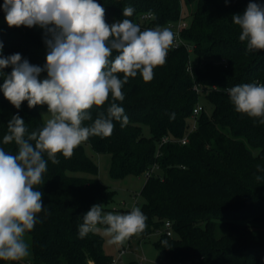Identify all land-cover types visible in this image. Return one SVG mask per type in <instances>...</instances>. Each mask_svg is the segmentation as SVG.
Here are the masks:
<instances>
[{"label": "trees", "instance_id": "obj_1", "mask_svg": "<svg viewBox=\"0 0 264 264\" xmlns=\"http://www.w3.org/2000/svg\"><path fill=\"white\" fill-rule=\"evenodd\" d=\"M181 1L96 0L105 8L109 25L123 19L136 23L139 15L152 14L141 23L142 31L177 21ZM249 2L183 0L189 9L193 7L180 33L191 50L171 46L165 64L153 69L152 80L144 81L139 70L136 77L128 78L122 87L125 99L115 101L129 118L126 126L114 120L110 136L89 137L70 157L58 153V164L48 160L43 182L34 186L44 193V210L37 214L34 228L26 231L31 246L28 264H110L113 256L104 252L98 231L84 238L78 234L83 215L91 206L101 204L105 214L114 196V191L97 178V166L84 152V144L95 152L110 154L114 178L139 176L156 166L139 191L143 198L139 208L147 217L140 234L157 233L165 220L170 221L172 235L158 233L154 245L171 263L264 264V170L257 169V165L264 169V124L260 118L237 112L222 90L245 83L264 84V50L248 51L246 42L239 40L241 29L232 21L233 15L243 14ZM254 2L264 4V0ZM3 3L0 0V6ZM126 6L135 9L131 17L123 16ZM46 38L45 29L39 26L9 27L2 23L0 58L19 53L30 64L43 68ZM115 55L109 59L114 60ZM0 71L8 75L12 67ZM41 73L47 76L46 71ZM118 77L123 79V73ZM3 83L0 76V147L16 155L14 142L3 143L9 120L18 114L30 134L46 124L40 113L44 105L29 108L24 101L17 109L4 97ZM201 101L212 108L207 111ZM112 102L110 93L104 105L93 106L89 110L93 120L99 112L106 113ZM197 102L204 109L195 117L187 142L158 147L163 135L183 136ZM91 123L84 121L82 126ZM143 126L148 128V136ZM218 227L224 229L222 234H217ZM20 262L0 260V264Z\"/></svg>", "mask_w": 264, "mask_h": 264}, {"label": "clouds", "instance_id": "obj_2", "mask_svg": "<svg viewBox=\"0 0 264 264\" xmlns=\"http://www.w3.org/2000/svg\"><path fill=\"white\" fill-rule=\"evenodd\" d=\"M0 7L9 27L39 26L47 37L43 68L19 53L0 58V69L12 67L8 75L0 71L4 97L17 109L24 101L29 108L47 105L51 114L41 129L30 134L25 121L18 114L12 116L3 143L14 142L18 154L0 147V260L18 262L30 255L25 233L34 228L37 214L44 210V193L34 186L43 182L48 160L58 164V153L70 157L89 137L110 136L114 120L126 126L129 118L115 102L125 99L123 85L138 70L144 81L152 80L153 69L165 64L175 37L169 28L159 26L142 31L130 19L109 25L105 8L96 0H4ZM134 11L126 6L123 16L131 17ZM232 21L241 29L239 40L246 42L248 51L264 50V4L250 0L243 14L233 15ZM113 53L115 58L110 60ZM44 71L47 77L41 80ZM225 91L237 112L260 118L264 124V84L245 83ZM110 93L113 102L93 120L89 110L104 105ZM84 121L92 123L82 126ZM257 169L264 170L260 165ZM146 219L139 207L126 214H102V205L94 204L83 215L78 234L84 238L104 225L109 242L122 245L145 230Z\"/></svg>", "mask_w": 264, "mask_h": 264}, {"label": "rangeland", "instance_id": "obj_3", "mask_svg": "<svg viewBox=\"0 0 264 264\" xmlns=\"http://www.w3.org/2000/svg\"><path fill=\"white\" fill-rule=\"evenodd\" d=\"M181 4V17L186 19L188 18V12L193 7L191 6L189 9V7L183 3V0L181 1ZM5 22V13L2 10L0 12V24ZM189 58L191 61L195 60L193 53L189 54ZM46 77L47 76L45 74L41 73L39 79L43 80ZM201 102L205 105L207 111L212 108L211 104L206 102L204 103L203 101ZM40 113L44 122H47V120L51 118V114L48 113L47 105L41 107ZM142 131L144 135H149V130L146 126L142 127ZM84 152L96 164L97 178L99 181L114 191L113 199L107 204L105 214L109 212L116 214L113 207L121 210L139 207V205L143 202V198L139 195V191L145 181V175H126L122 178H114L110 173L111 157L109 153L95 152L89 144H84ZM98 232L103 237V250L106 254L115 257L117 256L118 249L120 247L126 248L125 253L121 257L122 261L125 263L136 261L139 264H171V261L164 256L163 252L154 245L158 239V233L156 232L150 233L145 237L138 233L127 239L122 245L110 243L109 241L111 237L105 235L103 228ZM216 232L218 235L222 234L224 229L222 227H218ZM24 238L29 244V251L31 255L30 237L25 233ZM30 255L21 260L20 264H27V260ZM87 264L90 263L88 262ZM184 264L191 263L187 262Z\"/></svg>", "mask_w": 264, "mask_h": 264}, {"label": "built area", "instance_id": "obj_4", "mask_svg": "<svg viewBox=\"0 0 264 264\" xmlns=\"http://www.w3.org/2000/svg\"><path fill=\"white\" fill-rule=\"evenodd\" d=\"M152 17V14L150 13H143L141 15H139L138 17V20L136 23L139 24V25H142L141 23L143 22H146L147 20H149L150 18ZM187 23L185 21L184 18L180 17L177 21H170V22H167L165 25H163L161 28H169L173 33H174V42L172 44V47H178L180 45H183L186 47L187 51H190V47L186 45V43L184 42L183 38L181 37V30L186 27ZM228 88H231V87H225L223 88L222 90L224 92L225 89H228ZM194 89L196 92H200V89L194 85ZM204 109V106L200 103V102H197L193 109H192V113H191V122H190V125L188 126L187 128V131L183 134V136L181 137H176V136H173L171 134H166V135H163L160 140L158 141V147L161 146L162 144L164 143H167V142H179L181 144H184L187 142L188 140V133L193 130V128L195 127V117L199 114V112L201 110ZM156 166L153 165L152 168L145 172L144 175L145 177H149L153 171L156 169L155 168ZM113 210L116 212V214H126L128 212H130L132 209H126V210H121V209H115L113 207ZM157 233H164L165 235L167 236H171L172 235V227H171V222L168 221V220H165L164 223H163V226L162 228L157 232ZM125 250L126 248L124 247H120L118 249V254L117 256L115 257H112L111 261H110V264H126L124 261H122L121 257L122 255L125 253ZM141 263V261H140ZM28 264V262H27ZM171 264H183L181 262H176V263H171Z\"/></svg>", "mask_w": 264, "mask_h": 264}, {"label": "crops", "instance_id": "obj_5", "mask_svg": "<svg viewBox=\"0 0 264 264\" xmlns=\"http://www.w3.org/2000/svg\"><path fill=\"white\" fill-rule=\"evenodd\" d=\"M90 264H92L91 262H89Z\"/></svg>", "mask_w": 264, "mask_h": 264}]
</instances>
